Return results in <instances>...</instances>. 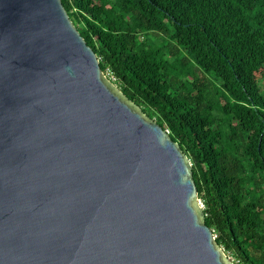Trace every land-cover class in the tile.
I'll return each mask as SVG.
<instances>
[{"label": "water", "instance_id": "95a60500", "mask_svg": "<svg viewBox=\"0 0 264 264\" xmlns=\"http://www.w3.org/2000/svg\"><path fill=\"white\" fill-rule=\"evenodd\" d=\"M203 207L62 0H0V264H236Z\"/></svg>", "mask_w": 264, "mask_h": 264}, {"label": "trees", "instance_id": "16d2710c", "mask_svg": "<svg viewBox=\"0 0 264 264\" xmlns=\"http://www.w3.org/2000/svg\"><path fill=\"white\" fill-rule=\"evenodd\" d=\"M124 95L192 164L206 225L264 264V0H62Z\"/></svg>", "mask_w": 264, "mask_h": 264}, {"label": "built area", "instance_id": "2783aa9c", "mask_svg": "<svg viewBox=\"0 0 264 264\" xmlns=\"http://www.w3.org/2000/svg\"><path fill=\"white\" fill-rule=\"evenodd\" d=\"M105 74L113 83H115L117 81V79L114 77L113 73L110 70H107V72Z\"/></svg>", "mask_w": 264, "mask_h": 264}, {"label": "rangeland", "instance_id": "374dc122", "mask_svg": "<svg viewBox=\"0 0 264 264\" xmlns=\"http://www.w3.org/2000/svg\"><path fill=\"white\" fill-rule=\"evenodd\" d=\"M261 85L264 87V81H261ZM117 86V85H116ZM118 87V86H117ZM262 92L264 94V88H262Z\"/></svg>", "mask_w": 264, "mask_h": 264}]
</instances>
